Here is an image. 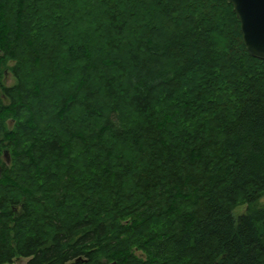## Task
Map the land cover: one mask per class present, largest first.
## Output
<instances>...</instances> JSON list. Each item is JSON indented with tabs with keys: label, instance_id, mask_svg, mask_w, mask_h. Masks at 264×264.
Returning a JSON list of instances; mask_svg holds the SVG:
<instances>
[{
	"label": "trees",
	"instance_id": "1",
	"mask_svg": "<svg viewBox=\"0 0 264 264\" xmlns=\"http://www.w3.org/2000/svg\"><path fill=\"white\" fill-rule=\"evenodd\" d=\"M0 51V264H264V61L231 4L0 0Z\"/></svg>",
	"mask_w": 264,
	"mask_h": 264
},
{
	"label": "water",
	"instance_id": "2",
	"mask_svg": "<svg viewBox=\"0 0 264 264\" xmlns=\"http://www.w3.org/2000/svg\"><path fill=\"white\" fill-rule=\"evenodd\" d=\"M225 1L234 8L248 53L253 58L264 61V0ZM3 55L0 51V58ZM5 159L10 162L8 152L5 153Z\"/></svg>",
	"mask_w": 264,
	"mask_h": 264
},
{
	"label": "rangeland",
	"instance_id": "3",
	"mask_svg": "<svg viewBox=\"0 0 264 264\" xmlns=\"http://www.w3.org/2000/svg\"><path fill=\"white\" fill-rule=\"evenodd\" d=\"M5 82L7 87L14 86L16 84V79L13 77V75L10 72H7ZM244 207H239L235 210L236 215H240L244 212ZM29 259H18L13 264H28Z\"/></svg>",
	"mask_w": 264,
	"mask_h": 264
}]
</instances>
